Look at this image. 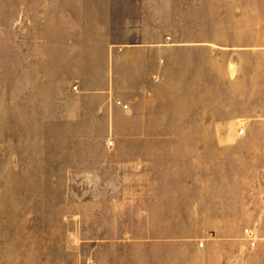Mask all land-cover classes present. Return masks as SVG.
Here are the masks:
<instances>
[{
  "label": "crops",
  "instance_id": "1",
  "mask_svg": "<svg viewBox=\"0 0 264 264\" xmlns=\"http://www.w3.org/2000/svg\"><path fill=\"white\" fill-rule=\"evenodd\" d=\"M91 4L58 41L67 69L46 123L60 139L44 164L67 173L91 218L180 219L250 149L252 205L264 204V0ZM251 228L252 247L225 264H264L259 208Z\"/></svg>",
  "mask_w": 264,
  "mask_h": 264
},
{
  "label": "rangeland",
  "instance_id": "2",
  "mask_svg": "<svg viewBox=\"0 0 264 264\" xmlns=\"http://www.w3.org/2000/svg\"><path fill=\"white\" fill-rule=\"evenodd\" d=\"M91 5V0H0V264L234 261L228 254L252 247L245 231L252 229L257 208L264 211V204L251 201L250 149L237 166L213 172L209 180L216 187L197 189L195 212L184 213L181 206L180 215L187 217L180 219H116L112 212L91 218L94 205L77 194L80 189L65 186L67 173L44 164L45 149L60 139L46 121L60 94L51 89L67 69L58 41L70 36V28L63 24L83 19ZM216 229L235 234L216 235Z\"/></svg>",
  "mask_w": 264,
  "mask_h": 264
},
{
  "label": "built area",
  "instance_id": "3",
  "mask_svg": "<svg viewBox=\"0 0 264 264\" xmlns=\"http://www.w3.org/2000/svg\"><path fill=\"white\" fill-rule=\"evenodd\" d=\"M75 89H76V87H75ZM243 133H244V130H241V134H243ZM109 145L110 146H113V142H110ZM246 233L249 234V235H251V233L249 232V230H246Z\"/></svg>",
  "mask_w": 264,
  "mask_h": 264
}]
</instances>
